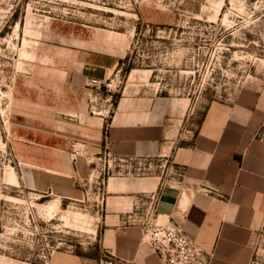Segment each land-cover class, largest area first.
<instances>
[{
	"label": "rangeland",
	"instance_id": "obj_1",
	"mask_svg": "<svg viewBox=\"0 0 264 264\" xmlns=\"http://www.w3.org/2000/svg\"><path fill=\"white\" fill-rule=\"evenodd\" d=\"M86 50L122 58L98 79L109 92L81 79ZM263 87L264 0H0V264H121L100 242L103 184L132 168L76 140L79 155L68 152L84 170L64 177L77 182L41 194L16 140L85 139L90 117L107 122L121 99L152 97L176 100L166 125L190 139L211 102ZM250 248L249 264H264V215Z\"/></svg>",
	"mask_w": 264,
	"mask_h": 264
},
{
	"label": "crops",
	"instance_id": "obj_2",
	"mask_svg": "<svg viewBox=\"0 0 264 264\" xmlns=\"http://www.w3.org/2000/svg\"><path fill=\"white\" fill-rule=\"evenodd\" d=\"M76 60L84 81L107 78L123 62L89 50L78 51ZM138 100L121 99L107 122L90 117L78 128L85 139L16 140L19 164L39 170L30 173L29 188L53 195L62 194L63 187L69 190L78 179L70 183L64 176L82 173L84 165H73L68 150L78 148L76 140L85 142L88 152L112 157L109 164L141 167L109 176L103 184L100 242L121 264H161L141 244L139 228L127 222L138 206L151 201L158 222L182 228L212 254L211 264H249L250 239L264 215V140L259 136L264 87L245 91L233 104L211 102L190 139L166 125L176 100Z\"/></svg>",
	"mask_w": 264,
	"mask_h": 264
},
{
	"label": "built area",
	"instance_id": "obj_3",
	"mask_svg": "<svg viewBox=\"0 0 264 264\" xmlns=\"http://www.w3.org/2000/svg\"><path fill=\"white\" fill-rule=\"evenodd\" d=\"M88 84L97 91L109 92L110 84H106V79H90ZM89 101L95 106L108 102V99L94 97ZM74 154L79 155V152L74 150ZM131 161L130 159L128 162ZM162 170H166V166H163ZM133 171L139 172L141 167L138 165ZM127 222L139 228L141 244L147 245L161 264H211L212 254L196 244L182 228L158 222L153 201L143 204L142 207L138 206Z\"/></svg>",
	"mask_w": 264,
	"mask_h": 264
},
{
	"label": "trees",
	"instance_id": "obj_4",
	"mask_svg": "<svg viewBox=\"0 0 264 264\" xmlns=\"http://www.w3.org/2000/svg\"><path fill=\"white\" fill-rule=\"evenodd\" d=\"M121 64H123V62H122ZM128 70H129V69L127 68L126 71H128Z\"/></svg>",
	"mask_w": 264,
	"mask_h": 264
}]
</instances>
